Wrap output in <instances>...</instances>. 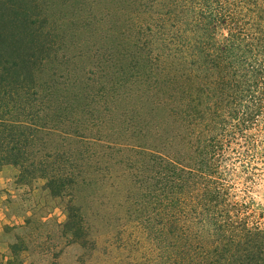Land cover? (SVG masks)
Returning a JSON list of instances; mask_svg holds the SVG:
<instances>
[{"label":"rangeland","instance_id":"obj_1","mask_svg":"<svg viewBox=\"0 0 264 264\" xmlns=\"http://www.w3.org/2000/svg\"><path fill=\"white\" fill-rule=\"evenodd\" d=\"M169 2L0 0V264H158L156 228L143 222L157 177L143 150L195 177L192 232L193 210L206 211L201 148L215 135L211 213L231 217L226 236L240 234L237 223L264 227V91L236 99L221 134L205 131L206 118L188 124L177 113L184 80L170 59L160 66L159 26L184 28V0L162 19ZM254 105L261 114L241 131ZM175 200L180 229L184 192Z\"/></svg>","mask_w":264,"mask_h":264},{"label":"trees","instance_id":"obj_2","mask_svg":"<svg viewBox=\"0 0 264 264\" xmlns=\"http://www.w3.org/2000/svg\"><path fill=\"white\" fill-rule=\"evenodd\" d=\"M176 1L170 0L162 19L172 14L170 5ZM218 28L226 32L221 44L214 38ZM167 31L163 25L158 28L162 42L160 66L162 70L167 69L165 60L170 59L178 82L184 80V102L177 113L184 114V120L192 116L188 124L191 120L206 118L205 131L209 133L214 129L221 134L230 121L226 115L229 119L234 115L231 110L234 101H245L247 96L252 98L258 89L264 91V0H184V28L173 25L172 30ZM260 101L256 100L255 104L260 106ZM259 114L260 107H257L247 118H242L241 131ZM215 136L204 139L201 148L202 173L197 203L206 211L199 216L196 209L193 210L197 221L192 232L187 230L186 224V191L195 177H187L185 163L179 162L178 166L168 155L143 150L153 160L157 177L154 191L150 193L153 208L143 222H148V228L151 224L156 228L158 264H264V227L256 222L251 227L237 223V229L243 234L226 236L224 229L232 222L231 217H222L219 224L211 213L219 196L211 187V178L217 172L213 158L217 148L213 143ZM195 176L198 177V173ZM192 183L196 187L198 182ZM176 192H184V225L180 229L174 211ZM72 222L73 217L68 214L66 224L71 226ZM200 223L206 227L202 235L198 229Z\"/></svg>","mask_w":264,"mask_h":264}]
</instances>
